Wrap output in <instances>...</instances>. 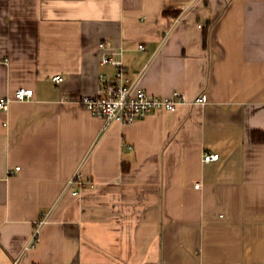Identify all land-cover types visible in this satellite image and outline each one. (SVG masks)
<instances>
[{
	"label": "crops",
	"instance_id": "1",
	"mask_svg": "<svg viewBox=\"0 0 264 264\" xmlns=\"http://www.w3.org/2000/svg\"><path fill=\"white\" fill-rule=\"evenodd\" d=\"M120 49L140 88L183 101L102 130L80 99ZM19 88L0 109V264H264V0H0V101ZM76 171L94 183L78 197Z\"/></svg>",
	"mask_w": 264,
	"mask_h": 264
},
{
	"label": "built area",
	"instance_id": "2",
	"mask_svg": "<svg viewBox=\"0 0 264 264\" xmlns=\"http://www.w3.org/2000/svg\"><path fill=\"white\" fill-rule=\"evenodd\" d=\"M104 48L103 43L98 45ZM143 50L142 46H139ZM122 49L111 51L105 54L101 60V65H109L114 68V73L110 78L100 74V87L95 96H84L80 99V105L92 116L102 121V130H105L111 123L119 122L127 125L137 120H141L147 115L157 111L172 112L178 104L183 101L182 96L178 92H174L168 97H158L148 94L144 89L139 87L140 75L135 79L130 78L125 71L122 60ZM52 82L59 84L63 81L61 76L51 78ZM33 91L31 89L19 88L13 98H6L0 101V109L5 111L8 104L12 101L24 102L32 98ZM208 102L205 93L198 95L193 101V105L204 106ZM203 162H211L218 160L217 154L204 153ZM18 170V168H15ZM68 187L76 186L78 190L71 192L72 196L78 197L80 192L85 189H93L94 183L92 179H84L79 171H76L68 180ZM198 184L194 188H198ZM45 219L40 220L38 226L45 223ZM37 233L30 239L25 249L33 248L37 243ZM13 264H16L14 262Z\"/></svg>",
	"mask_w": 264,
	"mask_h": 264
},
{
	"label": "trees",
	"instance_id": "3",
	"mask_svg": "<svg viewBox=\"0 0 264 264\" xmlns=\"http://www.w3.org/2000/svg\"><path fill=\"white\" fill-rule=\"evenodd\" d=\"M205 33H206V31H205ZM205 33H204V35H205ZM252 140L254 142H262L263 141V135L262 134L253 133L252 134Z\"/></svg>",
	"mask_w": 264,
	"mask_h": 264
}]
</instances>
